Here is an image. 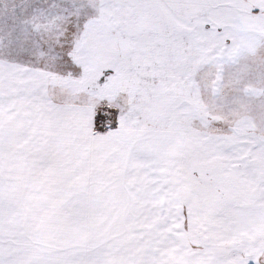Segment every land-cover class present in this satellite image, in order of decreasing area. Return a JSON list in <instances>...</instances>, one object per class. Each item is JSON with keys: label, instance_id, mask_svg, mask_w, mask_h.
<instances>
[{"label": "snow or ice", "instance_id": "snow-or-ice-1", "mask_svg": "<svg viewBox=\"0 0 264 264\" xmlns=\"http://www.w3.org/2000/svg\"><path fill=\"white\" fill-rule=\"evenodd\" d=\"M0 264H264V0H0Z\"/></svg>", "mask_w": 264, "mask_h": 264}, {"label": "rangeland", "instance_id": "rangeland-1", "mask_svg": "<svg viewBox=\"0 0 264 264\" xmlns=\"http://www.w3.org/2000/svg\"><path fill=\"white\" fill-rule=\"evenodd\" d=\"M253 11H254V12H258L259 10H258V9H254Z\"/></svg>", "mask_w": 264, "mask_h": 264}]
</instances>
